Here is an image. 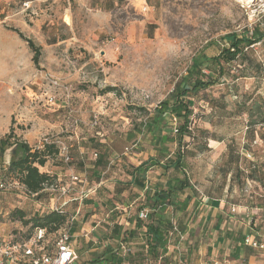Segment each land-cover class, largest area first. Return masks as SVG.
Segmentation results:
<instances>
[{
    "label": "rangeland",
    "instance_id": "1",
    "mask_svg": "<svg viewBox=\"0 0 264 264\" xmlns=\"http://www.w3.org/2000/svg\"><path fill=\"white\" fill-rule=\"evenodd\" d=\"M240 1L0 0V139L20 140L33 149H42L43 141L48 140L60 149L66 147L70 158L65 161L59 154L40 168L53 184L36 199L18 176L5 171L4 164L15 153L8 151L4 163L0 157L4 184L0 190V241L27 238L32 233L30 226L11 219L15 209L29 216L63 212L67 222L62 229L71 230L76 264H86L88 250L95 244L89 241L93 227L97 225L106 234L116 224L124 225L126 215L134 218L147 207L145 196L139 198L143 192L128 186L129 174L158 153L147 130L133 138L129 133L145 120L143 110L152 113L169 98L178 80L188 75L193 57L218 56L226 46L227 34L242 35L256 24L264 30V18L253 23V14L242 8L250 1ZM18 32L41 48L39 65L33 63V52ZM253 54L264 63V44L257 45ZM224 66L222 75L216 66L205 67L204 74L219 79L192 98L194 126L207 131L197 134L198 142L208 145V150L200 152L192 139H185L189 150L186 172L196 193L187 190L182 198L193 195L198 203L209 197L223 198L225 213L237 214L239 209L264 208V190L248 182L244 191L237 185L229 191L231 174L226 179L221 171L230 168L228 146L235 140L238 152L248 142L247 117L230 112L244 94L264 96V74L258 76L239 60ZM107 87L118 91L103 94ZM223 96L226 111L218 109L213 115L206 98ZM172 124L167 134L175 136ZM256 142L248 153L251 158L245 155L251 162L264 161V142L259 137ZM177 146L167 144L170 154ZM100 155H104L105 166L96 170ZM153 164L145 167L149 188L155 184L166 188L170 178L184 176L173 170L165 173ZM195 206L192 203L184 214L173 213L174 223L181 221L185 229L213 231L215 217L205 224L209 211L202 207L193 217ZM54 237L45 245H52ZM184 253V264H200L198 255L191 258Z\"/></svg>",
    "mask_w": 264,
    "mask_h": 264
},
{
    "label": "trees",
    "instance_id": "2",
    "mask_svg": "<svg viewBox=\"0 0 264 264\" xmlns=\"http://www.w3.org/2000/svg\"><path fill=\"white\" fill-rule=\"evenodd\" d=\"M19 35L25 39L33 52V63L39 65L42 55L41 48L36 46L32 40L25 38L23 34L19 33ZM224 41L226 46L218 56L211 58L205 54H200L193 57L188 75L178 80L169 98L157 106L152 113L143 110L145 111V120L140 124L137 123L134 131L129 133V137L133 138L147 130V133L152 137V145L158 153V156L152 158L156 161L153 165H159L165 173L173 170L182 173L184 176L183 178H170V184L167 188L157 185V189L155 188L153 191L146 187L145 167L150 162H144L139 167L134 168L129 174L131 183L144 192L147 207L142 210H148V217L146 220L137 218L136 228L132 231L123 232V227L116 224L108 239L117 244L107 246L106 251L95 259V263L184 264L183 260L179 259H172L171 262L168 252L173 238L174 244L180 243V235L184 234L185 228H183L181 221L177 225L173 219L164 218L169 209H172V213L184 214L188 212L194 196L187 195L182 200L181 195H185L187 190L196 193L195 187L191 184L186 172V156L189 150L186 147L185 139H192L200 152L208 150V145L203 146V143L198 142L199 136L197 134L206 135L207 131L194 126L196 121L193 119L192 98L212 88L219 78H215L213 74H204V68L211 65L216 66L222 75L225 69L224 65L239 60L241 65L249 66L255 70L258 76L264 74V63L253 58V49L259 44H264V30L261 29L260 24H256L253 30L247 29L242 35L227 34L224 36ZM232 86L235 89L238 88L236 83ZM117 91V88L107 87L103 90V94L117 93ZM235 96L239 98L238 92ZM205 101L211 106L213 115L218 109L226 111L228 106L225 96L206 98ZM235 106V110L230 112V115L235 117L245 115L247 117L245 138L248 142L243 145L241 151L235 152L236 143L233 140L228 146L227 166L229 165L230 168L225 167L221 171L225 174L226 179L231 174L230 192L233 185H237L241 191H244L248 182L259 184L264 190V161L251 162L245 156L246 153H252V144L257 137L264 142V96L244 94ZM170 123H173L172 131L175 136L167 134ZM169 143L178 145L173 154H170L168 150L167 144ZM13 147L16 148L15 155L10 163L4 164L6 173L18 176L27 193L36 199H41L47 186L53 184V180L49 174L42 173L40 168L45 167L51 157L61 154L60 148L54 143L48 142L43 144L42 149H33L29 144L20 140L9 142V138H1L0 157H2V163H4L5 153ZM104 159V155H100L95 162L94 169L99 170L100 167L105 166ZM242 164L245 165L246 169L242 168ZM232 166L234 167L232 168ZM0 180L2 181L1 176ZM209 198L212 199L213 197ZM10 216L13 221H19L22 226H30L32 229V233L27 238H12L15 241L30 239L37 229H45L48 238L53 235L56 239L59 231L67 222V217L59 211L35 213L29 216L23 210L15 209L10 213ZM137 232L142 233L145 237L144 249L137 253L130 250L128 254H122V245H129L136 237ZM127 247L129 248V246ZM47 249L50 250L49 246Z\"/></svg>",
    "mask_w": 264,
    "mask_h": 264
},
{
    "label": "crops",
    "instance_id": "3",
    "mask_svg": "<svg viewBox=\"0 0 264 264\" xmlns=\"http://www.w3.org/2000/svg\"><path fill=\"white\" fill-rule=\"evenodd\" d=\"M152 158L153 156L148 157V160L146 159L145 162L149 161L152 164L155 163L156 161ZM169 184L170 182L168 181V186ZM128 186L138 189L133 183H131V180L128 182ZM156 186L157 184L151 189L154 191ZM143 196H145L144 192L141 193L139 198ZM185 198H182L181 195V199L184 200ZM192 203H195L196 205L193 217L196 216L198 209L201 210L202 207H205L209 212L204 223L207 224L209 219L215 217V229L211 231L206 227H200L199 229L192 230L189 229L187 225L188 229H185L183 234V242H176L169 246L168 255L170 256L171 262L172 259L182 260L183 251L185 250L186 253L184 254L188 257L193 258L198 255L197 259H199L200 264H212V261H214V264H264V250H256L245 244V239L247 237L257 240L260 243H264L263 207L262 209L253 208L251 212L246 211L245 209H239L237 214H226V204L223 198H207L199 203L198 200L193 198L190 205ZM202 217H204V215ZM137 218H139V214L134 218L126 215L124 218V225L121 224L123 232L134 230L136 228ZM164 219L174 220L172 209H169ZM224 224H229V226L223 228ZM110 234L111 231L108 233L106 232L105 234L104 231L98 229L97 225L93 227V235L89 241L95 244H93L88 250L85 260L86 264H106L104 262L95 263V259L106 251L107 246L117 244L108 239ZM145 243L146 240L144 235L137 232L136 237L129 243V245L124 246H129L133 253H137L141 249H144ZM173 251H175L174 254H172Z\"/></svg>",
    "mask_w": 264,
    "mask_h": 264
},
{
    "label": "built area",
    "instance_id": "4",
    "mask_svg": "<svg viewBox=\"0 0 264 264\" xmlns=\"http://www.w3.org/2000/svg\"><path fill=\"white\" fill-rule=\"evenodd\" d=\"M241 3L242 0L240 1ZM242 8L248 13L253 14V23L260 22L264 18V0H252L250 3L245 2ZM54 101L53 98L50 99ZM94 124H98L97 118ZM48 143L44 140L43 144ZM257 143L256 141L254 142ZM133 148H127V151H132ZM61 155L65 161H69V154L66 147L60 149ZM251 158V154L246 153ZM75 179H78L75 177ZM4 188L3 182L0 180V190ZM148 210H142L139 218L146 220ZM175 230L176 227H175ZM183 235H180V243L183 242ZM48 241L47 232L45 229H37L33 236L28 240L15 241L4 240L0 241V264H76V248L73 241V235L70 229H62L59 231L52 245L48 244L50 250L47 249L45 243ZM245 244L256 250H264V243L253 240L250 237L245 239ZM130 252V248L122 245L121 253L126 255Z\"/></svg>",
    "mask_w": 264,
    "mask_h": 264
},
{
    "label": "water",
    "instance_id": "5",
    "mask_svg": "<svg viewBox=\"0 0 264 264\" xmlns=\"http://www.w3.org/2000/svg\"><path fill=\"white\" fill-rule=\"evenodd\" d=\"M10 150H12L13 151V153H15L16 152V148L15 147H13V148H11V149H9L8 151H10ZM7 151V152H8ZM7 152L5 153V156H6V154H7ZM12 157H13V155H12ZM12 157H11V159H12ZM11 161V160H10ZM10 161H8V163H10ZM7 163V162H6ZM7 163V164H8Z\"/></svg>",
    "mask_w": 264,
    "mask_h": 264
},
{
    "label": "bare ground",
    "instance_id": "6",
    "mask_svg": "<svg viewBox=\"0 0 264 264\" xmlns=\"http://www.w3.org/2000/svg\"><path fill=\"white\" fill-rule=\"evenodd\" d=\"M243 1H250L251 2L252 0H243Z\"/></svg>",
    "mask_w": 264,
    "mask_h": 264
}]
</instances>
